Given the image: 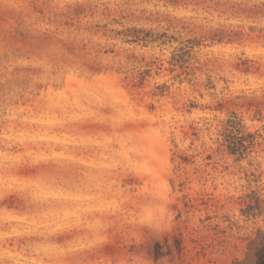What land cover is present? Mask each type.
Listing matches in <instances>:
<instances>
[{
    "label": "rangeland",
    "instance_id": "rangeland-1",
    "mask_svg": "<svg viewBox=\"0 0 264 264\" xmlns=\"http://www.w3.org/2000/svg\"><path fill=\"white\" fill-rule=\"evenodd\" d=\"M233 114L256 137L242 159L222 146ZM113 135L135 137L145 158L113 189L73 190L107 167L98 149ZM154 181L169 227L135 225L163 204L147 196ZM105 219V255L252 264L264 0H0V264H47L52 245L79 259Z\"/></svg>",
    "mask_w": 264,
    "mask_h": 264
},
{
    "label": "clouds",
    "instance_id": "clouds-1",
    "mask_svg": "<svg viewBox=\"0 0 264 264\" xmlns=\"http://www.w3.org/2000/svg\"><path fill=\"white\" fill-rule=\"evenodd\" d=\"M98 151L102 154L103 162L107 167L98 166L85 170L79 178L70 181L73 190L113 189L122 174L133 171L140 161L145 158V154L137 147L136 138L133 136L113 135L108 141L103 143V147L98 149ZM147 196L163 200V204L155 205L151 203V214L148 216L141 214L135 225L148 226L152 216H155L162 226H171L170 196L168 192L158 190L154 181L153 187L149 188ZM126 219L127 217H123L124 222ZM111 225V220L105 219L93 232L92 239L81 245L80 252L82 256L80 258H83L84 264H151L149 260L140 259L139 255L125 251L114 255H105L103 249L111 243L107 235ZM46 251L51 253L47 264H79L80 258H74L72 261L65 259L69 252L67 247L61 249L52 245ZM71 251L76 252L77 250L71 249Z\"/></svg>",
    "mask_w": 264,
    "mask_h": 264
},
{
    "label": "trees",
    "instance_id": "trees-1",
    "mask_svg": "<svg viewBox=\"0 0 264 264\" xmlns=\"http://www.w3.org/2000/svg\"><path fill=\"white\" fill-rule=\"evenodd\" d=\"M255 145V135L253 133L244 134L241 119L233 114L228 120V128L224 133L222 146H225V150L230 154L238 155L239 159H242ZM251 209L253 208L251 207ZM252 264H264V238L253 254Z\"/></svg>",
    "mask_w": 264,
    "mask_h": 264
}]
</instances>
